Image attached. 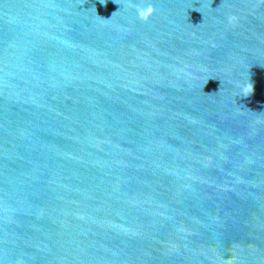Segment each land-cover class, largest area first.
Masks as SVG:
<instances>
[{
  "label": "water",
  "instance_id": "water-1",
  "mask_svg": "<svg viewBox=\"0 0 264 264\" xmlns=\"http://www.w3.org/2000/svg\"><path fill=\"white\" fill-rule=\"evenodd\" d=\"M136 2L0 0V264H264V0Z\"/></svg>",
  "mask_w": 264,
  "mask_h": 264
},
{
  "label": "clouds",
  "instance_id": "clouds-1",
  "mask_svg": "<svg viewBox=\"0 0 264 264\" xmlns=\"http://www.w3.org/2000/svg\"><path fill=\"white\" fill-rule=\"evenodd\" d=\"M132 6L135 8L136 15L143 20L150 19L155 14L156 11L152 0H139V2L133 3ZM116 12H114L113 15H115ZM240 92H241V96H250L254 92V83L253 82L242 83L240 85Z\"/></svg>",
  "mask_w": 264,
  "mask_h": 264
}]
</instances>
